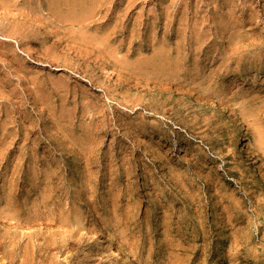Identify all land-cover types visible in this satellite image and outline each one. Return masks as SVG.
<instances>
[{
  "label": "rangeland",
  "instance_id": "obj_1",
  "mask_svg": "<svg viewBox=\"0 0 264 264\" xmlns=\"http://www.w3.org/2000/svg\"><path fill=\"white\" fill-rule=\"evenodd\" d=\"M262 135L264 0H0V264H264Z\"/></svg>",
  "mask_w": 264,
  "mask_h": 264
},
{
  "label": "bare ground",
  "instance_id": "obj_2",
  "mask_svg": "<svg viewBox=\"0 0 264 264\" xmlns=\"http://www.w3.org/2000/svg\"><path fill=\"white\" fill-rule=\"evenodd\" d=\"M73 9V8H72ZM67 10V9H66ZM83 11V10H82ZM66 12V11H65ZM64 20H66V19H64ZM72 22V21H71ZM6 26V25H5ZM3 28V27H2ZM9 28V27H8ZM7 29V28H6ZM71 29V28H70ZM16 31V30H15ZM33 34V33H32ZM3 37H5V36H3ZM13 38V37H12ZM11 39V38H10ZM14 39V38H13ZM27 42V41H26ZM43 42V41H42ZM61 42V41H60ZM37 53V52H36ZM54 53V52H53ZM6 54H7V52H6ZM56 56V55H55ZM164 56H166V54H164V52L163 51H159V53H157L156 54V57H159V58H164ZM58 57V56H57ZM167 62H168V64H166L167 66H171L170 65V62L168 61V59H167ZM159 63V64H158ZM158 63H154V65L152 64V67L154 66V68H159V67H161L162 65L164 66V64L162 63V62H158ZM145 64V63H144ZM149 64V63H148ZM147 63H146V65L147 66H150V65H148ZM162 64V65H161ZM165 65V66H166ZM140 66V65H139ZM65 67V66H64ZM67 75V74H66ZM262 137H264V135H262ZM264 151V150H263ZM16 210V209H15ZM72 214V213H71ZM13 217V216H12ZM57 220V219H56ZM38 223V222H37ZM44 223V222H43ZM29 224V223H28ZM55 224V223H54ZM65 226V225H64ZM23 227V226H22ZM79 230V229H78ZM82 230V229H81ZM80 231V230H79ZM78 232V231H77ZM21 235V234H20ZM73 237V236H72ZM9 241V240H8ZM24 240H22V242H23ZM28 247V246H27ZM18 254V253H17ZM2 258V257H1ZM36 260V259H35ZM50 260V259H49ZM28 263V261L27 262H25L24 261V263L23 264H27ZM49 264H52L51 262H49Z\"/></svg>",
  "mask_w": 264,
  "mask_h": 264
}]
</instances>
